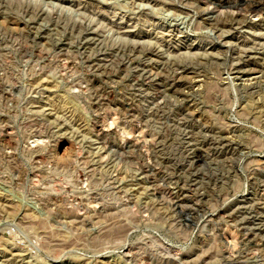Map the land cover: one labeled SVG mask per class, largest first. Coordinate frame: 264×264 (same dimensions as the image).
<instances>
[{"label":"rangeland","instance_id":"374dc122","mask_svg":"<svg viewBox=\"0 0 264 264\" xmlns=\"http://www.w3.org/2000/svg\"><path fill=\"white\" fill-rule=\"evenodd\" d=\"M254 1L0 0V264H264Z\"/></svg>","mask_w":264,"mask_h":264},{"label":"bare ground","instance_id":"6f19581e","mask_svg":"<svg viewBox=\"0 0 264 264\" xmlns=\"http://www.w3.org/2000/svg\"><path fill=\"white\" fill-rule=\"evenodd\" d=\"M253 3H254L255 6H259V5H260V1H259V0H258V1H254ZM255 9H257V8H255ZM253 10H254V9H253ZM233 13H234V12H233ZM233 13H232V14H233ZM231 17L236 18V20L238 19V18H237V15H236L235 13H234L233 15H231ZM238 20H239V19H238ZM231 22L234 23V21H232V20H231ZM233 23H232V24H233ZM241 23H242V22H241ZM228 24H229V23H228ZM228 24H227V25H228ZM240 25H241V24H240ZM229 26H231V25L229 24ZM238 72H239V71H238ZM253 73H255V72H252V71H251V72H248V73L245 74V75H249L248 78H247L248 80H254V79H257V78H258V76H253ZM252 82H253V81H252ZM252 82H251V83H252ZM173 83H174V82H173ZM173 83H172V84H173ZM176 83L180 85V84H184L185 82H184V81L182 82V81L180 80V81H176ZM176 83H175V84H176ZM190 83H191V82H190ZM190 83H189V84H190ZM192 83H193V82H192ZM174 86H175V85H174Z\"/></svg>","mask_w":264,"mask_h":264}]
</instances>
